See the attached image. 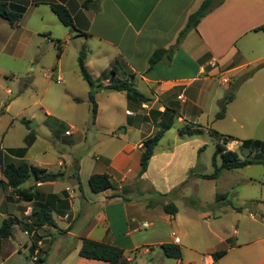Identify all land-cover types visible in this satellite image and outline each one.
<instances>
[{"label": "crops", "instance_id": "crops-1", "mask_svg": "<svg viewBox=\"0 0 264 264\" xmlns=\"http://www.w3.org/2000/svg\"><path fill=\"white\" fill-rule=\"evenodd\" d=\"M7 1L25 8L23 17L15 27L22 29L26 35L45 34L43 24L50 19L51 12L53 13L51 4L65 6L72 14L75 28H72V35L68 34L67 41L59 40L60 46L64 48L68 41L77 40L80 45L79 53L85 48V64L91 71V66L93 68L98 59L103 61L98 69L100 73L93 75L103 83L96 98L100 95L113 98L116 95L124 102L125 108V122L119 127L99 124L103 106L98 98L96 119L93 124L82 129L74 125L67 127L61 119L53 118L52 133L62 145L57 158L43 159L39 163H31L27 159L30 148L35 144L36 135L22 158L11 155L9 150L25 146L11 148L0 144V152L5 159L10 158L15 163L26 161L30 166L45 169L48 173H63L61 179L46 183L31 176L22 188L30 189L35 195V201H26L19 199L13 189L6 186L0 163V225L5 219L12 218L17 221L13 238L7 239L16 241L15 231L20 229L29 239L24 245L25 248L29 250L33 241L36 242L32 258L38 257L43 251L46 252V249L59 242V239H73L75 247L67 255L70 260L67 264H107L104 261L80 257L83 239L122 248L125 251V264H145V257L153 259L155 247H160V252L156 251L158 258L150 264H223V259L238 248L233 243V237H223L221 242L224 247L210 251L207 257L213 259L214 262L211 263L198 251V246L187 241L189 232L184 227L185 220L181 230L183 237L174 230L181 227L182 223L179 207L176 215H169L164 210L167 200L171 198L163 196H170L173 190L187 179V176L184 180L182 176L174 182L170 179V167L180 164L178 160L183 156L182 145L159 152L160 141L147 171L139 178L143 143L152 137L155 126L147 123L148 126L135 118V113L131 110L139 105L129 99L127 92L109 90L106 86L114 76L116 80L132 83L149 99L148 102L151 98L158 101L162 96L171 97L173 90H179L178 95L183 97V92L189 93L196 83L210 82L212 79L203 74L211 67H214L212 71H208L211 74H220L223 68L227 69L228 73L238 74L252 64L264 63V31H255L264 25V0H225L187 35L170 63L161 62L150 70L148 60L154 51L169 48L176 43L189 16L204 0H94L98 2V10L85 8L83 4L86 0ZM63 56L64 51H61L58 66L54 67L58 82H63L65 75L61 67ZM112 71L116 72L115 75ZM120 72L123 79L117 77ZM107 74L112 77L108 76V79L104 80L103 77ZM257 77L253 75L243 81L236 91L253 83L252 94L259 97L264 90V81ZM90 90L91 88L86 90L84 95L78 96L79 93L69 84L64 92L75 102L79 99L80 102L77 103L82 104L86 100L90 102ZM146 103L141 104L146 106ZM11 104L9 101L2 102L0 112L3 113L0 115L6 114ZM164 108L166 109V106ZM44 111L48 112L49 121L52 113L48 109ZM123 126L125 130H120ZM6 134L2 135V143L5 142ZM81 140L87 147L77 155L76 150ZM227 146L230 149L231 142ZM199 150L198 158L201 154ZM46 154L47 152L43 151V155ZM194 165H189V169ZM95 174L109 175L114 187L101 193L92 192L89 181ZM157 181L162 184L161 188ZM50 195L58 198L51 200L52 203L48 206L53 213L54 225L28 233L24 226L30 222L33 203L46 201ZM221 201L223 203L220 205L231 204L228 194ZM196 204L194 200H190L186 207L194 211L198 208ZM206 221L211 220L207 218ZM144 223H148L147 228H142ZM163 226L171 228L169 234L162 230ZM234 234L238 232L234 231ZM47 236L50 239L48 244ZM175 236L180 239L178 245L182 249L181 259L166 258L161 248L165 243L174 244ZM7 239L3 240V245ZM220 250H226L227 253L215 261L212 254Z\"/></svg>", "mask_w": 264, "mask_h": 264}, {"label": "rangeland", "instance_id": "rangeland-1", "mask_svg": "<svg viewBox=\"0 0 264 264\" xmlns=\"http://www.w3.org/2000/svg\"><path fill=\"white\" fill-rule=\"evenodd\" d=\"M0 2L9 3L7 0ZM43 27L46 29L43 35H26L22 29H16L6 19L0 18V104L4 101L12 103L7 113L0 115V144L11 148L25 146L29 130L21 121H30L31 129L36 134L35 144L27 156L31 163L57 158L62 148L52 133L53 118L61 119L67 127L74 125L79 129L93 124L91 103L86 100L78 104L64 92L69 84L79 93L78 96L90 89L78 66L79 42L70 40L64 48L59 46V40L67 41L73 29L63 25L52 12ZM59 49L64 51L61 64L65 72L63 82L57 81L58 76L54 70L58 66ZM102 63L98 59L93 68L91 66L94 72L88 69L92 76L100 73L98 69ZM208 71L203 76L212 80L196 83L189 93L183 92V97L178 95L179 90H173L171 97L162 96L158 101L151 98L146 106L138 103L139 107L131 111L142 123L155 126L153 135L172 118L174 126L165 133L158 151L182 145L183 156L178 160L180 164L170 167V179L172 182L182 176L183 180L185 176L187 179L170 196H163L176 200L174 203L171 199L167 200V204L173 203L180 209L181 227L174 228L179 232L178 235L183 237L181 230L185 220L184 227L189 232L187 241L198 246L203 257L210 255L212 249L224 247L221 242L223 237H233V243L238 248L223 259V264H264V164H254L239 170H222L220 178L214 181L200 178L201 175L214 172L212 158L217 145L224 138H229L232 144L230 150L236 152L241 160L254 158L264 161V150L248 151L241 147L247 140H264V90L256 97L251 91L253 83L244 86L236 91L235 101L228 106L226 117L216 119L220 111L219 101L230 90L236 89L242 78L252 74L264 81V63L252 64L238 74L228 73L224 68L220 74ZM108 76L112 77L107 74L104 80ZM117 77L124 78L121 72ZM97 98L103 106L99 124L111 127L123 125L124 102L116 95L113 98L103 95ZM164 106H168L169 110L166 111ZM44 109L52 113L49 121V114ZM181 129L183 135L179 132ZM4 133L7 134L2 143ZM78 144L77 155L87 147L83 140ZM203 146L198 158V150ZM43 151L47 154L43 155ZM191 164H195L193 170L189 169ZM157 183L161 188L162 184L159 181ZM219 194H228L231 204L220 205L226 200L222 202L221 198H217ZM190 200L197 203L198 208L194 211L186 207ZM33 206L36 208L35 203ZM207 218L211 221H206ZM162 230L169 234L171 228L163 226ZM234 231L238 234H234ZM15 235L16 241H5L0 264H67L70 261L67 255L75 247L73 239H59V242L51 244L52 247L33 260L35 243L28 250L24 247L29 241L28 236L18 228ZM46 243H50L49 237ZM154 250L153 259L145 257V264L157 260L156 251L159 253L160 247Z\"/></svg>", "mask_w": 264, "mask_h": 264}, {"label": "trees", "instance_id": "trees-1", "mask_svg": "<svg viewBox=\"0 0 264 264\" xmlns=\"http://www.w3.org/2000/svg\"><path fill=\"white\" fill-rule=\"evenodd\" d=\"M225 0H204L201 6L192 13L188 21L183 28V30L179 33L176 43L169 48H161L156 49L154 53L148 60V69H152L157 64L161 62L170 63L173 60V57L176 51L179 49L182 42L185 40L187 35L195 30L201 21L207 17L215 8L219 7L224 3ZM83 6L87 9L94 8L98 10V2L94 0H86ZM51 10L58 17L63 25L66 27H74V20L70 11L61 4H51ZM25 13V8L21 6H17L14 4H9L7 2H0V18L6 19L12 26H16L18 22L21 20ZM255 31H264V25L255 29ZM60 46V45H59ZM61 48V47H60ZM61 55V49H59L58 58ZM86 51L83 48L78 56V66L80 73L83 79L88 83L91 90L89 93V100L91 103V112H92V120L94 121L98 112V103H97V93L100 87H103V83L96 80L89 70L86 67ZM115 71H112V74L115 75ZM252 74L246 75L241 81L238 83L236 89L230 90V92L219 101L220 111L216 114V119L221 120L224 119L227 112V107L230 103H232L235 99V94L237 88L241 85V83L248 78H250ZM106 89L113 91H125L128 93V97L131 101L137 103H146L149 101L143 94H141L132 83L128 81H121L111 79L110 83L106 86ZM80 102L79 99L76 100ZM166 111L169 110L168 106H166ZM3 113L0 112V114ZM165 112H162V114ZM23 124H25L29 130L28 135L25 138V147L19 149H11L9 153L11 155H17L18 157H24L27 151V148L32 144L35 140V132L31 129V122L28 120H22ZM174 124L172 122V118L162 129L158 130L152 137L148 138L143 143V152L140 160V172L139 178L143 176V174L147 171L151 158L154 155L155 148L159 144V142L164 137L165 133L173 128ZM120 130H125V127H121ZM180 134L183 135L184 131L181 129ZM229 138H224V141L220 142L217 145L215 153L212 158V163L214 166V172L212 174L201 175L200 177L207 180H215L218 179L221 175L222 170H239L245 167L254 165V164H264V161H260L259 159H245L241 160L239 155L228 149L227 145L229 143ZM205 146L200 148L199 154L203 151ZM242 149L244 150H256L261 151L264 150V140H247L241 144ZM221 159V164L218 165V159ZM6 159H8L6 161ZM4 158L2 152H0V163L2 166V174L5 179L6 186L13 189L14 193L19 197V199H23L26 201H35V195L31 192L30 189H23L22 186L34 176L36 180L46 183L57 181L62 178L63 173H48L45 169H41L38 167L30 166L26 161H22L20 163L13 162L10 158ZM193 170V169H192ZM90 188L94 193H101L107 190H110L114 187L111 177L107 174H95L90 178L89 181ZM80 190L82 187L79 185ZM165 196V195H164ZM227 194H219L217 198L225 199ZM58 199L57 196L50 195L48 200H43L41 202L36 203V208H33L32 214L30 215V222L26 224L25 230L28 233H32V231L47 226L54 225L53 213L49 205H51L52 201ZM164 210L169 215H176L178 213V208L175 204H167L164 206ZM17 224V221L14 219H5L0 225V256L3 247V240L7 238L13 237L14 226ZM36 237V236H35ZM34 237V238H35ZM36 246V242L33 241ZM164 256L169 259H181L182 258V249L179 245L173 243H165L161 246ZM227 253L226 250L216 251L212 254L215 261L222 258ZM79 255L82 258L89 260H99L104 261L107 264H125L124 255L125 251L114 245H110L104 242H98L90 239H83L82 247L79 251Z\"/></svg>", "mask_w": 264, "mask_h": 264}, {"label": "built area", "instance_id": "built-area-1", "mask_svg": "<svg viewBox=\"0 0 264 264\" xmlns=\"http://www.w3.org/2000/svg\"><path fill=\"white\" fill-rule=\"evenodd\" d=\"M69 133H70V132H69ZM147 227H148V223H144L143 226H142V228H147ZM179 243H180V239H179V237L175 236V237H174V244L178 245ZM32 259H33V260H36L37 257H33ZM206 260L211 261V260H213V259H212L211 257H207ZM207 263H208V262H207Z\"/></svg>", "mask_w": 264, "mask_h": 264}]
</instances>
